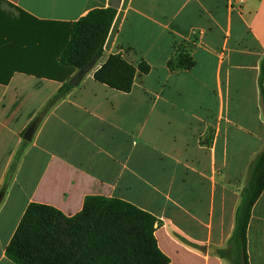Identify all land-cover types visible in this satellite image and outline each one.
<instances>
[{"label":"crops","instance_id":"obj_1","mask_svg":"<svg viewBox=\"0 0 264 264\" xmlns=\"http://www.w3.org/2000/svg\"><path fill=\"white\" fill-rule=\"evenodd\" d=\"M110 2H0L16 23L4 39L3 73L12 74L0 84V264H14L5 249L29 204L70 217L89 196L154 216L168 264H226L210 251L226 246L249 165L264 149V0H120L94 68L52 102L63 83L46 78L59 73L46 36L60 42L63 24ZM180 50L193 65L169 69ZM110 55L136 69L127 93L93 79ZM246 252L248 264H264V189Z\"/></svg>","mask_w":264,"mask_h":264},{"label":"trees","instance_id":"obj_2","mask_svg":"<svg viewBox=\"0 0 264 264\" xmlns=\"http://www.w3.org/2000/svg\"><path fill=\"white\" fill-rule=\"evenodd\" d=\"M115 15L116 10L112 8L94 9L76 22L63 24L60 42L52 40L50 45L49 36H46L47 54L55 59L59 72L46 78L63 83L52 102L63 98L72 88L69 84L72 74L81 78L94 68ZM13 26L16 23L0 9V84L3 85L12 74L9 69V73L3 72H6L4 49L8 43L4 39L12 36L9 31ZM192 65L191 57L181 50L167 62L171 70L189 69ZM137 70L146 74L149 68L139 64ZM135 72L136 69L119 55H110L94 72L93 79L110 89L127 93ZM27 144L24 142L22 149ZM20 155L21 150L14 166ZM263 189L264 149L249 165L226 246L213 249L210 254L229 264H248L246 233L252 207ZM2 195L1 190L0 197ZM156 222L151 214L119 199L86 197L82 209L70 217L50 206L31 203L8 243L5 255L14 264H168L169 259L158 248L154 236ZM179 239L192 249L205 251L202 246Z\"/></svg>","mask_w":264,"mask_h":264},{"label":"water","instance_id":"obj_3","mask_svg":"<svg viewBox=\"0 0 264 264\" xmlns=\"http://www.w3.org/2000/svg\"><path fill=\"white\" fill-rule=\"evenodd\" d=\"M119 3H120V0H111V2H110V8H112V9H117L118 6H119ZM79 79H80L79 76H75L74 78H72V79L69 81V84H70L71 86H75V85L77 84V82H78ZM32 133H33V127L30 126V127L26 130L23 139H24L25 141L30 140V138H31V136H32Z\"/></svg>","mask_w":264,"mask_h":264},{"label":"built area","instance_id":"obj_4","mask_svg":"<svg viewBox=\"0 0 264 264\" xmlns=\"http://www.w3.org/2000/svg\"><path fill=\"white\" fill-rule=\"evenodd\" d=\"M195 33V31H192V34H194Z\"/></svg>","mask_w":264,"mask_h":264},{"label":"rangeland","instance_id":"obj_5","mask_svg":"<svg viewBox=\"0 0 264 264\" xmlns=\"http://www.w3.org/2000/svg\"><path fill=\"white\" fill-rule=\"evenodd\" d=\"M226 264H229V263L226 261Z\"/></svg>","mask_w":264,"mask_h":264}]
</instances>
